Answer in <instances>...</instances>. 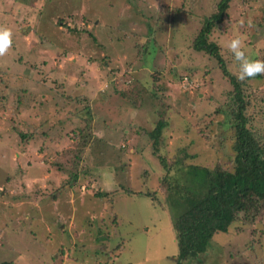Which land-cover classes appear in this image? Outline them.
Wrapping results in <instances>:
<instances>
[{"label": "rangeland", "instance_id": "rangeland-1", "mask_svg": "<svg viewBox=\"0 0 264 264\" xmlns=\"http://www.w3.org/2000/svg\"><path fill=\"white\" fill-rule=\"evenodd\" d=\"M218 1L0 0V26L13 34L0 76L28 83H14L0 99V264H97L98 250L119 253L116 264L177 263L168 208L144 193L158 189L163 160L233 168V88L214 59L192 49ZM236 36L249 58L264 60V0H232L208 40L221 46ZM221 50L236 78L238 65ZM237 81L264 137V76ZM21 93L28 99L22 109ZM61 96L70 108L80 102L91 111L92 118L81 114L92 119L89 143L53 126V108L68 101ZM161 119L167 125L157 142L150 132ZM94 137L99 149L90 145ZM83 166L91 171L83 174ZM97 185L111 194L104 202ZM259 222L264 215L253 225L239 220L183 264H264Z\"/></svg>", "mask_w": 264, "mask_h": 264}, {"label": "trees", "instance_id": "trees-1", "mask_svg": "<svg viewBox=\"0 0 264 264\" xmlns=\"http://www.w3.org/2000/svg\"><path fill=\"white\" fill-rule=\"evenodd\" d=\"M231 1H218L214 9L215 12L204 20L201 29L193 40L192 49L196 53H204L214 59L218 65V70L224 78L229 80L233 88L230 112V121L234 130V140L231 146L233 168L231 171L224 169L221 165H216L212 169L203 168L199 165L187 164L185 158L175 160L171 164H166L163 160L160 163L164 174L159 181L158 189L144 193V196L151 199L156 206L160 205L161 209L163 207L168 208V213L173 222L172 229L176 235L174 239L177 249L176 264L192 261L205 254L214 235L227 233L228 229L239 220L243 219L244 222L253 225L258 216L264 215V137L259 133L262 125H260V122L255 123L256 119L248 115L247 108L250 104V96H246L244 92L243 86L245 84L239 83L237 78L228 72L226 62L223 59L222 47L218 42L208 40L212 30L222 23L227 16ZM142 50L143 46L139 47L138 52L141 53ZM1 73V100L6 99L14 83L28 84L20 81L21 79H17L18 76L12 77L4 72ZM257 78H260V76H257ZM18 97L23 101L20 108L26 107L28 99L25 94L21 93L15 99ZM60 98L68 100L63 104L67 109H62L64 113L61 114L62 111L58 106L53 108L54 117H49L53 121V126L59 127L61 131H64L67 127L74 137L89 143L87 133L92 131V119L87 120L81 117V114H88L92 118L91 111L87 106L79 108L78 104L80 102H76V106L72 105L73 107L70 108V98H64L63 96ZM262 102L264 101L261 100L260 103ZM259 107L257 101H255L254 109L257 111ZM21 109L19 113H21ZM221 112L222 106L214 109L216 115ZM258 113L261 114V111ZM74 118L76 122L71 123ZM166 125L167 122L164 119L158 120L150 132V136L157 142L158 139L161 140V134ZM34 130L35 128L33 132H35ZM22 138H30V135L22 134ZM99 141V138L94 137L90 145H96L99 149L101 147ZM120 169L123 170L122 166ZM83 170V174L91 171L90 168L84 166ZM77 175L78 173L71 174L70 177L76 178ZM87 181L89 183V180ZM99 186L97 185L98 190L95 192V197L97 200L104 202L103 200L108 198L110 193ZM126 193L131 195L130 192ZM161 198L163 202H161ZM105 220L104 218L102 221L103 225H106ZM118 221L119 219L115 215L110 223L116 225ZM256 225H260V222ZM260 226L264 227L263 225ZM254 231L258 232L257 229ZM99 239L103 240V238H96V241L100 244L102 242ZM104 241L107 242L108 238L104 237ZM115 243L121 249L120 242ZM256 243H260V240L249 243L244 252L254 250ZM75 249L82 250L77 244H75ZM97 254V264H116L119 263L121 258L119 253L117 257H112L107 251L98 250Z\"/></svg>", "mask_w": 264, "mask_h": 264}, {"label": "clouds", "instance_id": "clouds-1", "mask_svg": "<svg viewBox=\"0 0 264 264\" xmlns=\"http://www.w3.org/2000/svg\"><path fill=\"white\" fill-rule=\"evenodd\" d=\"M240 23L243 25L244 21L241 20ZM248 26H252L251 21L248 22ZM12 35L10 28L0 26V57L5 56L12 47ZM221 46L231 54L234 63L238 65L236 78L239 81L243 82L246 79L264 76V60H253L246 55V45L242 37L236 36L223 42ZM103 175L111 176L112 173L105 171Z\"/></svg>", "mask_w": 264, "mask_h": 264}]
</instances>
